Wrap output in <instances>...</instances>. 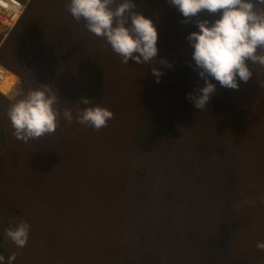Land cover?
<instances>
[{
  "label": "rangeland",
  "instance_id": "obj_1",
  "mask_svg": "<svg viewBox=\"0 0 264 264\" xmlns=\"http://www.w3.org/2000/svg\"><path fill=\"white\" fill-rule=\"evenodd\" d=\"M18 1L22 14L0 24V68L16 78L29 71L16 93L0 92L5 264L12 254V264H264L257 247L264 242V68H252L239 90L213 79L216 94L197 110L187 98L206 86L189 66L196 18L181 23L168 0H133L134 11L158 26L153 65L124 64L103 38L86 42L92 37L78 35L87 29L68 12L69 0ZM61 22L78 29L61 35ZM75 41L83 49L76 63L66 44ZM80 62L83 72L69 81V65L72 72ZM153 67L163 73L159 82ZM92 78L97 83L85 82ZM41 84L54 86L61 114L69 108L74 118L61 115L55 134L25 143L13 135L7 112L18 93ZM96 105L114 113L99 131L75 119ZM20 221L30 225L23 248L5 235Z\"/></svg>",
  "mask_w": 264,
  "mask_h": 264
},
{
  "label": "clouds",
  "instance_id": "obj_2",
  "mask_svg": "<svg viewBox=\"0 0 264 264\" xmlns=\"http://www.w3.org/2000/svg\"><path fill=\"white\" fill-rule=\"evenodd\" d=\"M168 3L185 18L181 23L191 24L196 18L198 31L187 36L194 61V65L189 66L206 86L198 87L195 94L189 93L187 98L197 110L207 109L211 97L216 94L213 79L221 87L239 90L241 82L248 83L252 79L251 66H256L257 70L264 68V0H168ZM136 7L133 0H69L66 4L71 16L77 22L83 20L88 32L103 38L112 51L123 58L124 64L133 60L139 65H153L159 53L158 26L152 19L134 11ZM205 11L220 18L214 22L199 19ZM136 53L139 55H134ZM36 56L32 54V57ZM31 59L30 65L34 61ZM159 64L172 67L167 60H161ZM21 68L24 70L26 66ZM152 71L159 82L163 75L160 68L153 67ZM25 72L29 71H22L23 75L17 76L19 82H25ZM18 97L7 112L13 135L18 140L27 143L55 134L61 115L69 123L73 121V110L65 108L61 114L57 107L58 92L52 85L41 84L39 88L21 91ZM79 103L90 105L93 101L82 98ZM113 118V111L100 105L81 109L75 117L77 123L97 131L107 127ZM244 203L237 202L234 207L240 208ZM29 234L27 221H20L5 230L6 237L18 248L27 245ZM257 247L264 250V242L258 243ZM15 260L16 255L12 254L7 264ZM0 264H5L3 255H0Z\"/></svg>",
  "mask_w": 264,
  "mask_h": 264
},
{
  "label": "trees",
  "instance_id": "obj_3",
  "mask_svg": "<svg viewBox=\"0 0 264 264\" xmlns=\"http://www.w3.org/2000/svg\"><path fill=\"white\" fill-rule=\"evenodd\" d=\"M74 19V18H73ZM78 27V24H76L75 25V27H71V26H66V25H64L62 22L61 23H58L57 24V26H56V28H57V32H58V30L62 33L63 31L64 32H67V33H70L71 31H74V30H76V29H78L77 28ZM79 31V30H78ZM77 32V31H76ZM80 32L82 33H78V35H80V36H91L92 37V39H88V40H86L85 38H83V40H86V42H88V41H90V42H92V43H94V41L96 40V41H98L97 39H96V36L94 35H92V33H90V32H88V31H84V30H80ZM61 35H63V33L61 34ZM84 36V37H85ZM53 40H56V38H49V41H51L52 42V44H54V43H56V41H53ZM89 43V42H88ZM99 43V42H98ZM67 45H69L72 49H73V51L78 55V57H77V61H75L74 63H76V62H78L79 61V54H81L82 52H83V49L81 50V48H78L76 45H77V43H76V41L75 42H73V43H66ZM90 44V43H89ZM2 51H3V49H2ZM76 54H75V56H76ZM82 59L85 61V59H87L88 60V55H82ZM35 60V59H34ZM82 60V61H83ZM81 61V62H82ZM78 63V64H76V65H74L73 66V68H72V72L70 71V68H71V65H69L70 67H68V71H69V81H72V80H74V77H73V75L72 74H74V75H78L77 74V72H80V71H82L81 70V68L84 66V64L86 63H84V64H82V63ZM254 70H256V66H251ZM83 72V71H82ZM93 80L95 79V78H92ZM93 80H91V79H87L85 82L87 83H97V80L98 79H95L94 81ZM261 87V86H260ZM262 95H264V94H261V96ZM0 97H2L1 95H0ZM1 99V98H0ZM1 101V100H0ZM2 243H3V235H2V232L0 231V252H2ZM8 258V257H7Z\"/></svg>",
  "mask_w": 264,
  "mask_h": 264
},
{
  "label": "bare ground",
  "instance_id": "obj_4",
  "mask_svg": "<svg viewBox=\"0 0 264 264\" xmlns=\"http://www.w3.org/2000/svg\"><path fill=\"white\" fill-rule=\"evenodd\" d=\"M0 3H2V7L5 9H10L11 11H17L18 8V1L17 0H2ZM4 3V4H3ZM5 73H8V69H4ZM18 83V79L16 78V76H12V75H8L7 77H5V79L3 80V82L0 85V92H6V91H10L11 88H15V85ZM18 86V85H17ZM2 88V90H1ZM17 88V87H16ZM16 88L14 93H16Z\"/></svg>",
  "mask_w": 264,
  "mask_h": 264
},
{
  "label": "built area",
  "instance_id": "obj_5",
  "mask_svg": "<svg viewBox=\"0 0 264 264\" xmlns=\"http://www.w3.org/2000/svg\"><path fill=\"white\" fill-rule=\"evenodd\" d=\"M2 0H0V2H1ZM18 1V0H17ZM18 10L16 11H11L10 9H5V8H3L1 5H2V3H0V24H4V25H6V24H8L9 23V21H13L14 20V17L16 16V15H20V14H22V10H23V5H22V3L21 2H19L18 1ZM4 4V3H3ZM8 75H12L11 73L9 74V72L8 73H5V70L4 69H2V68H0V81H2V80H4L5 79V77H7ZM0 85H1V83H0Z\"/></svg>",
  "mask_w": 264,
  "mask_h": 264
},
{
  "label": "flooded vegetation",
  "instance_id": "obj_6",
  "mask_svg": "<svg viewBox=\"0 0 264 264\" xmlns=\"http://www.w3.org/2000/svg\"><path fill=\"white\" fill-rule=\"evenodd\" d=\"M28 38H29V35L26 37V42H27ZM33 50H34V48H33Z\"/></svg>",
  "mask_w": 264,
  "mask_h": 264
}]
</instances>
